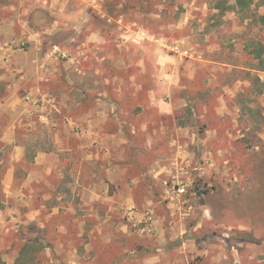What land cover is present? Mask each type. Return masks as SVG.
<instances>
[{"label": "rangeland", "instance_id": "rangeland-1", "mask_svg": "<svg viewBox=\"0 0 264 264\" xmlns=\"http://www.w3.org/2000/svg\"><path fill=\"white\" fill-rule=\"evenodd\" d=\"M249 1L0 0V70L45 77L39 95L21 94L23 109L0 114L27 146L12 198L1 188L12 149L0 144V264H15L20 249L28 264H264V0ZM141 31L164 45L136 40ZM160 84L172 86L164 99H177L166 122L189 135L152 143L166 167L153 179L141 134L127 125L128 141L117 143L111 105L136 122L132 109L147 95L132 88ZM62 130L77 136L58 151L55 189H21L24 174L37 173V151H55L51 137ZM167 183L186 194L168 200ZM127 185H137L135 196L153 186L162 231L152 207L125 202Z\"/></svg>", "mask_w": 264, "mask_h": 264}, {"label": "crops", "instance_id": "crops-1", "mask_svg": "<svg viewBox=\"0 0 264 264\" xmlns=\"http://www.w3.org/2000/svg\"><path fill=\"white\" fill-rule=\"evenodd\" d=\"M104 41V39H103ZM4 56L0 54V68L6 65V60H4ZM165 62L166 59L163 60H157ZM163 67V66H162ZM4 69L0 70V85H3V88L5 89L4 93L5 96L0 100V114L7 113L8 115H11L12 110H16V107L18 106V109H23L25 104V99L21 97V94L24 92L25 94H36L39 95L42 91V83L44 81V74L38 73V71H35L33 73L27 74L26 70H24L23 67H21V75L19 77L16 76V74H12V77L8 75L7 72L3 71ZM170 78V77H167ZM171 80V79H169ZM166 82L163 81V83ZM168 82V81H167ZM160 84V86L157 88H142L138 86H134L132 88V94H136L137 92H143L146 97V102L143 104L135 105L132 109L133 115H137V118L139 120H136V122H128V120L123 118L124 115V108L119 107V105L116 107L117 112L115 109H113V105H111V115L115 118V124L117 126L116 130V140L117 143L120 141L127 142L128 137L126 136V127L127 125L132 126V135L133 138L136 136L137 133L141 134V136L144 138V142L146 145H148L149 148V154L152 157L153 161L148 167V175L153 179H158L160 175L166 170L165 166H162L160 163V158L162 157L163 153L162 151H159V149H151L152 143H154L155 147H160V145H169L171 146L173 142H175V137L178 138L180 135L179 132H183L185 135H189V129H185L187 127H183V125H176L167 123L165 118L173 111L174 103L177 101V99L172 100L171 97L169 100H166L163 98L164 95H170L172 86H167ZM143 89V91L141 90ZM115 91L118 95H121L124 90L121 87L115 88ZM20 92V94H18ZM64 93V92H63ZM67 99H69L67 97ZM71 100V99H70ZM60 107L63 105H68L67 100H63V98L60 101ZM71 104V102H69ZM118 103V102H117ZM184 104H187L185 102ZM116 112V113H115ZM136 112V114H135ZM113 113H115L113 115ZM128 113V111H125V114ZM148 113L151 115V117L148 115ZM158 115L159 118L153 120L152 115ZM122 114V116H121ZM122 117V118H121ZM11 120H13V117H11ZM138 121V123H137ZM94 122V119H92L90 122H88L87 126L89 127L90 124ZM71 125H73V122H70ZM103 124H105V119L103 118ZM15 124L12 122L7 123V126L3 125L0 126V144H2V147L8 146L11 147V154L9 157V160L6 159L5 165L3 166V179L1 180V188L5 192V196L14 197L17 198L19 196V189L20 187H15L13 184L14 182H17L19 180V172L20 174L23 172V167H20L21 164L26 163V156H27V146L25 144V140H21L16 136V133L14 131ZM89 130V128H88ZM182 130V131H181ZM63 131V130H62ZM64 134L58 133L54 135V138L51 137V142H54V147L56 148L54 150H39L34 156L33 162H30L29 164H34L37 168V173L33 177V175L28 172L27 174H24L25 177L23 178V181L21 183V189H24L28 186V184H32L34 181L38 186H41V189L47 190H54L56 187V178H60V175L62 174V159L59 156L58 151H65V150H71L70 142L74 138L72 133H69L67 130L63 131ZM61 135V136H60ZM85 136H88L87 134L81 135L82 138ZM85 139V138H84ZM87 140V139H85ZM86 154V153H85ZM84 160H89L90 156H83ZM3 164V160H0V165ZM22 164V165H23ZM51 176L53 177V181H50ZM120 187H122L120 185ZM153 186L148 185L146 187L147 193L142 195H137L138 191L135 189L137 188V185H127V188H129L128 196L125 198V202L129 206L138 205V206H145V207H152V211L156 212V220H155V227L156 230L162 231V226L159 223L161 221V216L163 215L161 211H159L158 202L155 200V191H153ZM122 189V188H121ZM166 187H164L165 191ZM131 191V192H130ZM136 191V192H134ZM132 193V194H131ZM45 194H42V198ZM22 200V198H21ZM117 204V203H116ZM164 204V203H163ZM5 209L8 212H14V209L9 205L6 204ZM4 209V216L7 215V212H5ZM171 218V221H174L173 215H169ZM3 212L0 209V220H2ZM165 218V216L162 218V220ZM178 222H182V220L176 221L175 225H178ZM153 224V223H152ZM151 224V226H152ZM124 230V226H122ZM145 231V230H144ZM143 231V232H144ZM138 233L139 242L147 243L148 240L146 239V234H140V231ZM143 243H139L138 247L136 249H148L146 247H143Z\"/></svg>", "mask_w": 264, "mask_h": 264}, {"label": "built area", "instance_id": "built-area-1", "mask_svg": "<svg viewBox=\"0 0 264 264\" xmlns=\"http://www.w3.org/2000/svg\"><path fill=\"white\" fill-rule=\"evenodd\" d=\"M135 39L136 40H149L154 43H158L160 45H164L162 41H160L158 38L154 37L153 35L149 34L148 32L141 31L140 33H135ZM166 192L168 194V200L173 201L174 199H179L180 197H183L184 194H186L187 189L186 186L183 184H166Z\"/></svg>", "mask_w": 264, "mask_h": 264}, {"label": "trees", "instance_id": "trees-1", "mask_svg": "<svg viewBox=\"0 0 264 264\" xmlns=\"http://www.w3.org/2000/svg\"><path fill=\"white\" fill-rule=\"evenodd\" d=\"M249 0H236L237 5L244 9L246 8V6L249 4ZM257 57L261 56V52L259 51L256 55ZM28 251V249H20L19 250V256L17 257L15 264H28L26 263V260L24 259V255L26 254V252ZM29 264H34V263H29Z\"/></svg>", "mask_w": 264, "mask_h": 264}]
</instances>
